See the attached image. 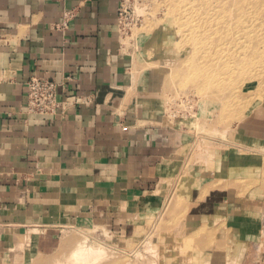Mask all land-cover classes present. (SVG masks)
<instances>
[{"label":"crops","instance_id":"1","mask_svg":"<svg viewBox=\"0 0 264 264\" xmlns=\"http://www.w3.org/2000/svg\"><path fill=\"white\" fill-rule=\"evenodd\" d=\"M121 1L0 0V258L17 242L16 226L41 225L35 255L56 249L65 223L122 234L124 205L173 185L181 137L129 92L131 59L117 33ZM68 12L67 29H52ZM32 76L57 84L54 114L25 112ZM243 127L264 133V107ZM195 190L189 205L218 192Z\"/></svg>","mask_w":264,"mask_h":264},{"label":"rangeland","instance_id":"2","mask_svg":"<svg viewBox=\"0 0 264 264\" xmlns=\"http://www.w3.org/2000/svg\"><path fill=\"white\" fill-rule=\"evenodd\" d=\"M174 1L183 5L185 18L171 12L168 0H122L119 7L117 33L123 52L131 59L130 73L134 80L129 92L139 95L143 106L155 109L165 118L181 139L173 155L179 165L175 177L167 183L173 182L171 189L142 193L124 205L122 209L129 225L126 231L116 235L104 227L114 237L110 241L102 239L111 257L101 264H264L263 149L238 154L237 159H242L245 153L252 159H246L236 178L224 180L220 183L221 188L212 189L208 183L216 184L219 178H209L213 172L205 177L207 158L201 156L205 144L220 142L224 150H231L233 144L241 145L245 150L249 146L234 140V131L228 136H232L231 141L228 137H225L228 144L224 141L219 133L225 131L227 123L237 114L232 111L223 114L222 100L200 90L207 80L205 77L222 72L221 66L216 64L217 58L225 54L218 52L219 43L223 42H218L220 29L225 23L233 25L239 21V25L246 23L249 28L253 27L254 34L261 35L262 32L256 33L254 28L262 24L263 16L258 12L263 11L254 9L251 3L240 5L237 11L231 5L234 0ZM224 4H228L224 10L232 9L230 17L221 14ZM168 18L175 20L172 25L176 33H185V41L192 38L182 49H179L181 46L174 47L173 42H162L163 24ZM231 35L234 30L222 37ZM178 42L177 38L175 43ZM198 48L202 54L197 53ZM208 131L216 134L208 133V137L205 133ZM200 176L207 179L205 183ZM193 182L200 197L206 193L201 190L202 185L208 190L218 189L214 201L208 203L206 200L201 206L189 205L197 192L192 188ZM167 197H170L168 203ZM163 203L164 211L159 213ZM69 225L73 228L59 231L58 245L51 253L35 255L33 241H26L21 247L17 241L11 244L15 245L13 252L11 245L7 247L9 252L6 250L1 256L0 264H59L69 259L76 241L91 233L88 223L76 221ZM18 228L21 231L11 232V238L13 234L30 230L28 227L25 231L24 226ZM38 229L40 232V227ZM142 242L144 253L134 259L130 253Z\"/></svg>","mask_w":264,"mask_h":264},{"label":"bare ground","instance_id":"3","mask_svg":"<svg viewBox=\"0 0 264 264\" xmlns=\"http://www.w3.org/2000/svg\"><path fill=\"white\" fill-rule=\"evenodd\" d=\"M256 1H260L261 3L254 4V2ZM263 2L264 0H234L233 4L231 2L233 9H236L237 11H239L238 7L240 5L244 6L247 3L253 4L252 7L254 9L263 11L262 13L258 12L259 15L263 16L262 24L260 25V27L254 28V31L256 33H260V32L262 33L261 35L254 34L251 29L253 27L249 28L246 25V23L243 25H239L240 23L239 21H236L233 25L225 23L224 27L220 29L221 34L220 37L218 38V42L223 41L222 43H219L220 46L218 47L220 48L218 52L225 54L219 56L216 62L218 66H221L222 72L218 73L217 75H212L210 78L205 77L207 80H205L202 86L203 88L200 89L201 91L206 90L209 94L215 95L222 100V104L224 107L222 111L223 114L226 111H232L237 114L236 118L233 121H231L232 120L231 119L227 123V126H225L226 127L225 131L223 133L220 132L219 135L221 134L222 138H225L228 137L229 134H232V131H234L235 135L234 133L233 135L235 137L232 136L230 137H232L233 139L236 138L234 140H237L240 143L242 142L244 143V145L246 144L249 147H253L252 149L248 147L246 148V150L243 147L244 149L243 150L241 145L239 146L236 144L235 146H233L234 145L233 144L231 145V150H224L223 146L221 147L223 143L220 142H216L215 144H212L213 141L211 142L209 140L211 144L208 145L205 144L204 154L203 152L201 153V156L203 155V158H205V160L207 158V163L204 164L207 170L205 172V177H209L210 173L212 174L213 172V174L209 178L211 179H213V177L214 179L219 178V182L216 183L218 185H216L215 183H208V185L212 189L216 186L218 188H221L220 183L224 180L228 181L236 178L242 168L243 163L247 161L246 159H252V157L247 156L246 153L243 155L244 157L242 158L244 160L237 159L236 156L238 154H241L242 152L248 153L250 151H254L253 149L264 150V133H261V131H256V130H247L243 127V125L248 121V119L256 113L257 109H261L264 107V103H263L264 100V3ZM168 4L171 7V12L174 15H177L180 18L182 17L185 18L186 11L182 9L183 5H181L180 3H176V1L174 0H168ZM227 5L228 4L223 5V11L221 12V14L226 13L230 17L232 9L224 10ZM174 21H175L174 19L171 20V18H168L167 21H165V23L163 24L164 29L162 31L163 32L162 42L164 43L173 42L174 47L181 46L179 49H182L185 46H187V42H190V39L192 38H188V41H185L184 38H186V35L183 31H177L176 33V31L173 30L174 28L172 25ZM233 30H234V35H231L229 38L222 37L223 35H226ZM177 38L179 42L175 43ZM203 45H205L206 47L210 46L207 43H203ZM172 53L173 56H175L174 55L175 50L172 51ZM197 53L202 54L203 52L201 51L200 48H198ZM228 114H230V112ZM232 116L231 117L228 116V117L232 118ZM222 117L221 119H219V121L223 120ZM229 118H227V120H229ZM209 132L211 131L205 132L208 137L209 134L211 135L215 133V132L214 133H209ZM230 137H228L229 141H231ZM225 140L226 138L224 139V141ZM234 140L232 142H235ZM202 146L203 145H201V147ZM201 150L203 151L202 148ZM263 150L262 152H264ZM259 152H255V153H259ZM205 177L200 176V179L203 178L202 180H204V183L207 180ZM203 187L204 185H202L201 190H204L206 192L208 189ZM169 200L170 197H167V203L169 202ZM164 206L165 204L163 203L159 207L160 208L159 213H161V210L164 211L163 209ZM40 226L38 225L25 226L23 228L25 229V231L26 228L28 227L30 230H27L26 232L24 231L25 233L23 234H13L12 239L20 241L19 242L20 247L26 241L32 242L35 240L37 234L39 233L38 228ZM90 226H91L90 227L91 233H87V235H84L82 239L76 241L73 249L70 251V258L63 262H60L59 264H101L104 263L105 261H108V259L111 256H109L108 252H106L104 246L106 243L102 242L103 241L102 239L106 238L105 241H110L114 237V235H110L109 232L104 227H100L93 224H90ZM16 227H20V226H16ZM71 228L73 227L69 225V223H66V224H62L60 229L62 231H66ZM186 236L189 238L192 237V235H188V234ZM177 241L179 243V240ZM143 245L145 246L144 242L141 243L139 248L132 250L130 256L133 257L134 259L135 258L138 259L139 257H141L142 254L144 253ZM13 247H15V245H11L10 247L11 252H13L14 250ZM39 262L40 261H38L37 263ZM138 262L140 261L138 260ZM127 263L128 262H125V264ZM132 264H134V262Z\"/></svg>","mask_w":264,"mask_h":264},{"label":"built area","instance_id":"4","mask_svg":"<svg viewBox=\"0 0 264 264\" xmlns=\"http://www.w3.org/2000/svg\"><path fill=\"white\" fill-rule=\"evenodd\" d=\"M72 18V12L65 13L61 23L54 25L52 29H67L68 22ZM25 86L27 97L25 112L27 114L52 115L55 113L58 105L56 101L57 84L46 78L32 76L25 82Z\"/></svg>","mask_w":264,"mask_h":264}]
</instances>
